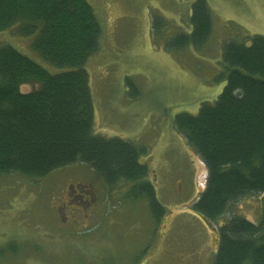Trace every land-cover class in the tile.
I'll list each match as a JSON object with an SVG mask.
<instances>
[{
    "label": "rangeland",
    "instance_id": "1",
    "mask_svg": "<svg viewBox=\"0 0 264 264\" xmlns=\"http://www.w3.org/2000/svg\"><path fill=\"white\" fill-rule=\"evenodd\" d=\"M89 1L102 24L99 48L87 63L94 131L147 147L141 161L165 213L158 222L146 200L125 196L127 182L107 185L84 163L43 177L2 173L0 247L12 242L19 250L5 253L0 264H212L217 228L192 209L207 173L175 117L217 98L226 84L223 46L230 38L264 35V0H207L210 38L177 49L167 40L189 31L194 0ZM155 15L164 21L158 33ZM3 42L37 56L31 37L16 28L0 32ZM37 87L27 82L20 89ZM260 196L240 199L238 214L258 222Z\"/></svg>",
    "mask_w": 264,
    "mask_h": 264
},
{
    "label": "trees",
    "instance_id": "2",
    "mask_svg": "<svg viewBox=\"0 0 264 264\" xmlns=\"http://www.w3.org/2000/svg\"><path fill=\"white\" fill-rule=\"evenodd\" d=\"M188 21L189 31L169 37V48L200 47L210 38L207 0H194ZM163 24L155 15L153 33ZM12 28L31 37L37 56L0 44V174L43 177L84 163L107 185L127 182L125 196L146 200L159 222L165 207L148 163L141 161L147 147L94 131L87 63L102 36L94 5L89 0H0V32ZM223 63V90L213 101L202 102L197 113H178L175 128L207 173L192 209L217 228L212 264H264V35L230 38L223 46ZM27 82L38 87L21 91ZM257 195H263V205L254 222L238 214L235 205ZM221 217L225 220L219 225ZM12 244L0 247V257L18 252Z\"/></svg>",
    "mask_w": 264,
    "mask_h": 264
},
{
    "label": "water",
    "instance_id": "3",
    "mask_svg": "<svg viewBox=\"0 0 264 264\" xmlns=\"http://www.w3.org/2000/svg\"><path fill=\"white\" fill-rule=\"evenodd\" d=\"M207 223V222H206ZM210 225V224H209Z\"/></svg>",
    "mask_w": 264,
    "mask_h": 264
}]
</instances>
